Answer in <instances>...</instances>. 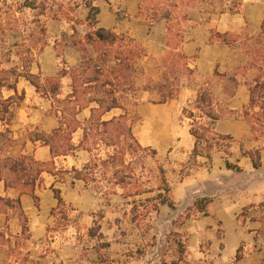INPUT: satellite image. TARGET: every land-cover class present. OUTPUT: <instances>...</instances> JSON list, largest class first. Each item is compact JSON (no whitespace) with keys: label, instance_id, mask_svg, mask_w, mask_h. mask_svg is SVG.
Returning <instances> with one entry per match:
<instances>
[{"label":"rangeland","instance_id":"1","mask_svg":"<svg viewBox=\"0 0 264 264\" xmlns=\"http://www.w3.org/2000/svg\"><path fill=\"white\" fill-rule=\"evenodd\" d=\"M25 1L0 0V164L31 157L42 171L30 194L0 170V264H165L179 258L176 238L186 245L178 264H264V127L245 115L264 68V0H95L97 27L146 49L135 88H114L118 106L96 112L97 102L76 99L71 76L81 53L70 37L88 31L84 0H37L44 11ZM212 31L240 45L212 42ZM217 71L238 72L233 95ZM28 74L57 77L58 94ZM165 75L177 94L161 103L154 83ZM192 129L205 132L201 147L217 145L210 155L194 153ZM56 130L60 154L43 140ZM257 150L259 167L244 155ZM160 193L172 204L155 207ZM204 197L201 212L194 202Z\"/></svg>","mask_w":264,"mask_h":264},{"label":"trees","instance_id":"2","mask_svg":"<svg viewBox=\"0 0 264 264\" xmlns=\"http://www.w3.org/2000/svg\"><path fill=\"white\" fill-rule=\"evenodd\" d=\"M84 4L88 8V31L84 35L83 39H79V32L76 28H74L75 32L69 40V42H71L70 44L75 46L81 53V61L71 73L74 88L73 94L79 103L97 102L99 109L93 110L94 112L100 111V109L108 111L113 107H117L119 104L118 97L116 98L114 94V88L117 89V91L122 92H126L135 88L136 78L138 77L136 73L140 71L139 66L136 65V58L140 57L141 55H145L146 49L131 37H128L124 34H119L111 29L97 27L96 24L97 15L99 14V7L95 5V0H84ZM25 5L30 8H39L42 11L46 10L47 8L46 5H39L37 0H26ZM257 38L264 39V31ZM210 40L212 42H219L221 44L235 47L240 45L238 42V36L231 33L212 31ZM260 42L264 43V41ZM263 46L264 45L262 44L260 47L261 50L258 51L259 56H257V59L259 60L260 58L262 62H264ZM109 62H115V64L107 67ZM237 73L216 72L217 76L223 78L226 81V91L230 92V95L234 94L238 85ZM25 76L38 90L41 89L42 91L49 92L53 95L58 94L59 83L57 77L49 78L47 80V84H41L37 76L32 74ZM165 79V82L154 83V88L160 90L159 102L161 103L173 99L177 94L175 87L172 88L167 83L169 82L167 75H165ZM85 83L89 85L85 87ZM107 85H110L111 88L107 89ZM105 87L106 89L104 91L103 88ZM250 93V110H246L245 115L255 127H264V68L261 66L258 67V71L255 73L254 79L252 80ZM202 100H204L203 95L199 96V102ZM255 107H259V110L253 111V108ZM206 112L212 118H218V115L214 113L213 109ZM192 134L197 138V144L194 148L195 154L206 151L207 154L210 155L211 149L214 146H217L204 145L201 147L199 142L203 139L205 140V132L200 131L199 129H192ZM56 135H59L58 130H56L55 133L49 137L46 136L45 139L43 138V140H45L46 143L51 144L50 147L53 153L60 154L65 152V150L62 149L64 146L56 145V143H54ZM219 146L229 147L230 145ZM128 147L135 151L139 145H128ZM1 148L2 145H0V149ZM152 153L155 154V150H152ZM244 155L251 158L255 167L260 166L261 156L258 150L244 151ZM1 163L0 170L4 167L9 176L7 179H5L8 186L20 188L21 192L23 193L33 194L36 179L42 171V169H40V166L42 165L41 162H38L31 157H22L19 159L7 158ZM226 165L229 169H239L236 164L232 163L228 159L226 160ZM73 178L83 180L88 179L87 174L80 170L75 171ZM56 196L59 201L62 202L59 190H56ZM34 198L35 201H38L37 196H34ZM157 198L159 201L154 205L155 207H158L159 204H172L169 196L165 193H160ZM17 202L19 203V200ZM209 202L210 199L204 197L196 199L194 205L199 211L204 212ZM250 214L249 208L245 207L241 216L248 218L251 216ZM99 236H101V234H99ZM174 243L177 246L179 258L165 264H178L184 258V253L186 250L185 241H183L181 238H176L174 239ZM101 245L103 247L109 246L108 243H102ZM100 257L101 260L106 259L104 254H100Z\"/></svg>","mask_w":264,"mask_h":264}]
</instances>
